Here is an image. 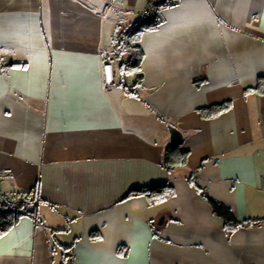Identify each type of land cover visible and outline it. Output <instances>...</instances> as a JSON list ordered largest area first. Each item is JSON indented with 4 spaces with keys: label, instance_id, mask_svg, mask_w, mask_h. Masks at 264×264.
<instances>
[{
    "label": "crops",
    "instance_id": "0c3cea01",
    "mask_svg": "<svg viewBox=\"0 0 264 264\" xmlns=\"http://www.w3.org/2000/svg\"><path fill=\"white\" fill-rule=\"evenodd\" d=\"M147 1L0 0V204L36 199L0 264H264V95L246 91L264 76V0L167 2L140 41L142 84L107 92L103 50ZM161 185L175 194L156 205L130 195Z\"/></svg>",
    "mask_w": 264,
    "mask_h": 264
},
{
    "label": "trees",
    "instance_id": "16d2710c",
    "mask_svg": "<svg viewBox=\"0 0 264 264\" xmlns=\"http://www.w3.org/2000/svg\"><path fill=\"white\" fill-rule=\"evenodd\" d=\"M176 1L168 0L167 2ZM165 2L164 4H166ZM163 4V5H164ZM160 17L152 23H146L143 21H136L131 28L127 27L120 29V25L112 38V48L121 60L120 71L122 76L132 75L136 77V86L142 84L144 80V70H143V59L144 51L140 45L143 33L146 30L158 27V22ZM247 93L257 92L264 95V76L259 77L257 85L252 88L246 89ZM233 107V101L228 100L221 103L211 104L209 106H203L198 109L201 116L204 118H213L219 116L220 114L229 111ZM188 152L182 151L180 145H171L167 148L165 152V163L169 169H175L187 164ZM189 182L197 187L199 190H203L196 181L195 173L191 172L189 176ZM147 195L151 204L156 205L165 200H168L171 196L175 194L174 187L170 185L152 186V187H135L131 191L132 195ZM203 195L209 201L213 212L216 216L223 219L225 222V228L228 231H234L241 225L237 220L235 211L229 205L222 203L207 193L203 192ZM15 203H3L0 204V236L5 234L13 224L23 216L22 213H16L14 211L13 205ZM36 203V199L31 200V204ZM30 207V206H29ZM28 207L27 214H34V209L30 210ZM96 237V234L94 235ZM93 236V237H94Z\"/></svg>",
    "mask_w": 264,
    "mask_h": 264
},
{
    "label": "built area",
    "instance_id": "2783aa9c",
    "mask_svg": "<svg viewBox=\"0 0 264 264\" xmlns=\"http://www.w3.org/2000/svg\"><path fill=\"white\" fill-rule=\"evenodd\" d=\"M167 1L168 0H148L146 7L140 13L141 21L152 23L157 20L163 4ZM102 62L104 72V88L105 91L109 92L112 88L121 84L119 69L121 60L114 50L106 49L103 50L102 53ZM10 173V168L0 169V182L2 177L7 176ZM262 188L264 189V176L262 177ZM31 200V198L24 199L13 205L12 209L16 211V213L27 214L28 207L31 205ZM254 223L256 225H262L264 224V220H257Z\"/></svg>",
    "mask_w": 264,
    "mask_h": 264
},
{
    "label": "water",
    "instance_id": "95a60500",
    "mask_svg": "<svg viewBox=\"0 0 264 264\" xmlns=\"http://www.w3.org/2000/svg\"><path fill=\"white\" fill-rule=\"evenodd\" d=\"M124 83L127 86H135L137 81L136 77L132 75H124ZM171 140L174 145H180L183 142V134L175 127H170Z\"/></svg>",
    "mask_w": 264,
    "mask_h": 264
},
{
    "label": "clouds",
    "instance_id": "9594fccd",
    "mask_svg": "<svg viewBox=\"0 0 264 264\" xmlns=\"http://www.w3.org/2000/svg\"><path fill=\"white\" fill-rule=\"evenodd\" d=\"M120 65H121V63H120ZM119 69H120V67H119ZM120 80H121V83H122V74H121V71H120Z\"/></svg>",
    "mask_w": 264,
    "mask_h": 264
}]
</instances>
